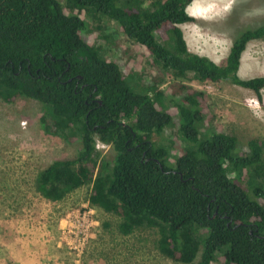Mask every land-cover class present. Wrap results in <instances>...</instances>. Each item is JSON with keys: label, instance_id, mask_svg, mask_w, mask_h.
Wrapping results in <instances>:
<instances>
[{"label": "trees", "instance_id": "16d2710c", "mask_svg": "<svg viewBox=\"0 0 264 264\" xmlns=\"http://www.w3.org/2000/svg\"><path fill=\"white\" fill-rule=\"evenodd\" d=\"M193 1L143 7V0H67L68 14L57 0H0V99L37 101L45 132L81 144L77 157L38 173L44 199L61 202L91 185L90 206L120 217L123 235L155 231L157 250L173 262L211 264L219 254L221 264H264V203L249 194L255 185L264 198V141L250 140L248 154L239 156L235 135L205 133L210 104L204 92L175 83L166 99L157 84L143 89L84 39L82 14L106 17L176 77L228 82L262 103L264 77L242 79L238 72L248 43L264 41V24L235 34L218 65L188 49L180 25L196 22L187 12ZM171 109L189 144L167 164L168 152L153 136L173 124ZM97 140L112 150L110 162L100 161Z\"/></svg>", "mask_w": 264, "mask_h": 264}, {"label": "rangeland", "instance_id": "374dc122", "mask_svg": "<svg viewBox=\"0 0 264 264\" xmlns=\"http://www.w3.org/2000/svg\"><path fill=\"white\" fill-rule=\"evenodd\" d=\"M57 1L64 12H72L66 8L67 0ZM152 1L143 0V7H149ZM192 8L196 22L180 26L188 49L218 65L226 61L235 34L264 24V0H198ZM82 16L84 39L124 72H131L143 89L157 84L166 99L175 83L204 92L210 104L205 133L235 135L239 156L248 154L250 140L264 141V89L260 103L253 91L228 82L199 83L191 73L176 77L127 41L115 21L86 12ZM131 60L134 66L128 70ZM242 69L246 71L242 79L264 77L263 40L248 43ZM43 112L40 103L25 97L13 103L0 99V264H181L159 253L155 231L137 229L123 235L120 217L90 206L91 185L75 190L61 202L48 201L38 193V173L55 160L77 157L81 150L78 140L71 142L63 135L45 132ZM170 112L173 124L160 136H153L156 144L166 148L167 164H172L180 149L189 144L179 131L175 109ZM96 148L100 161L110 162V147L97 140ZM225 169L234 176L227 163ZM257 188L254 185L249 191L250 197L264 203V198L254 192ZM221 261L218 254L211 264Z\"/></svg>", "mask_w": 264, "mask_h": 264}, {"label": "crops", "instance_id": "0c3cea01", "mask_svg": "<svg viewBox=\"0 0 264 264\" xmlns=\"http://www.w3.org/2000/svg\"><path fill=\"white\" fill-rule=\"evenodd\" d=\"M196 1H198V0H195V1H193V3L187 8V12L189 13V15L190 16H192V17H194V18H197L194 14H193V8H192V5L193 4H195L196 3ZM185 24H187V23H185ZM182 25H184V24H182ZM181 26V25H180ZM181 28V27H180ZM184 34V33H183ZM229 53H230V49H229V51H228V54H227V57H228V55H229ZM244 53H245V51H244ZM244 53H243V55H242V58H241V64H240V68H239V76H245L246 75V71H244L243 69H242V62H243V58H244ZM227 59V58H226ZM226 62V61H225ZM224 62V63H225ZM223 63V64H224Z\"/></svg>", "mask_w": 264, "mask_h": 264}]
</instances>
